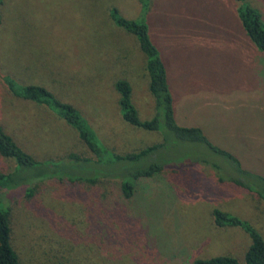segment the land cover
I'll use <instances>...</instances> for the list:
<instances>
[{"label": "rangeland", "instance_id": "obj_1", "mask_svg": "<svg viewBox=\"0 0 264 264\" xmlns=\"http://www.w3.org/2000/svg\"><path fill=\"white\" fill-rule=\"evenodd\" d=\"M248 1L264 20V0ZM150 2L149 34L166 67L174 116L196 123L212 144L264 176V107H257L262 94L248 51L256 47L235 0ZM111 8L127 19L140 11L138 0H1L0 126L35 160H58L84 147L65 122L13 96L3 76L43 86L75 107L116 154L162 142L158 132L121 118L117 80L131 85L142 121L153 116L154 101L144 56L136 40L114 26ZM261 62L264 75V54ZM203 150L175 144L164 159L175 162L176 171L139 180L130 200L116 181L97 191L46 181L33 187L29 200L14 192L10 224L20 264H190L225 255L244 264L249 236L217 228L212 210L249 222L264 239V201L217 184L209 166L182 168L181 160L202 158ZM14 167L0 157V173Z\"/></svg>", "mask_w": 264, "mask_h": 264}, {"label": "trees", "instance_id": "obj_2", "mask_svg": "<svg viewBox=\"0 0 264 264\" xmlns=\"http://www.w3.org/2000/svg\"><path fill=\"white\" fill-rule=\"evenodd\" d=\"M138 2L140 11L136 19L123 17L116 8L109 10V16L116 28L136 40L144 56L148 91L154 101L153 116L145 121L139 118L128 81L119 79L114 88L119 95L118 107L123 122L143 131L158 132L162 142L138 152L116 154L101 142L88 121L75 107L59 100L43 86L20 85L9 76L1 77L2 83L13 96L44 107L71 127L84 150L71 152L58 160L38 161L23 151L0 126V157L12 160L15 164L12 172L0 173V190L5 191L0 196V264H20L12 245L10 224V201L14 192L29 200L33 197V187L46 181L71 187L74 191L85 187L97 191L98 188L116 181L122 197L130 200L136 193L139 180L153 178L166 168L176 171L173 167L176 163L167 161L164 157L177 143L194 144L204 149L202 158L181 160L184 170L196 168L199 171L201 165L209 166L216 175L217 184H228L236 193H251L264 201V176L244 169L236 156L212 144L200 127H182L177 124L166 67L149 34L151 2ZM235 2L236 14L243 31L256 49L264 54V20L261 13L248 0ZM205 181L212 183L209 179ZM212 217L217 228H239L249 236L250 245L244 255V264H264V239L258 230L249 222L218 208L212 210ZM190 264L240 263L236 258L225 255L197 259Z\"/></svg>", "mask_w": 264, "mask_h": 264}, {"label": "crops", "instance_id": "obj_3", "mask_svg": "<svg viewBox=\"0 0 264 264\" xmlns=\"http://www.w3.org/2000/svg\"><path fill=\"white\" fill-rule=\"evenodd\" d=\"M248 51L252 55V58H251L252 60H250V63L254 65V72L253 73L255 75V81H256L257 86H258V94H260V92L262 94V96H259V98H258V105H257V107L261 108L262 106L264 107V75H263V67H262V62H261L263 53L259 52L257 49H250V48L248 49ZM255 65H256L257 68H255ZM132 96H133V92H132ZM174 110H175V107H174ZM175 116H176V120H177L178 124L181 125V126L191 127V126L197 125L193 121L188 122V121L184 120L183 116H180L178 118L176 112H175ZM234 156H236V155H234ZM239 161H240V159H239ZM240 163L242 164L243 168L246 169L247 171H250V172L255 173V174L262 175L261 173H257V171H254L253 169H247L243 165V162L240 161Z\"/></svg>", "mask_w": 264, "mask_h": 264}]
</instances>
